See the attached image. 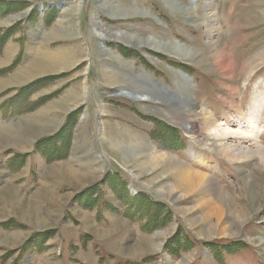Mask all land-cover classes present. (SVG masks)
Wrapping results in <instances>:
<instances>
[{
  "label": "rangeland",
  "instance_id": "374dc122",
  "mask_svg": "<svg viewBox=\"0 0 264 264\" xmlns=\"http://www.w3.org/2000/svg\"><path fill=\"white\" fill-rule=\"evenodd\" d=\"M56 1L0 0V83L3 86L0 89V134L17 139L14 144L0 146V188L15 189L19 197L12 202L0 203V211L4 212L2 217L5 216L1 222L5 224L4 229H9V233L15 229V235L19 236L18 239L13 235L17 241L5 242L2 250L4 263L16 264L17 260L30 253L31 257L36 255L32 258L33 264H123L126 261L137 264H264V150L258 152V147L264 149V59L256 61L251 72L244 71V67L264 48V0H176L188 5L182 9L171 0H133L136 10L112 3L105 6L106 12L118 14L112 16L107 13L113 18H105L97 6L96 10L92 6H84L77 13L75 9L64 13L55 10L48 20L46 12L40 14L39 5L47 7ZM62 6L68 5L63 2ZM115 6L122 11H112ZM122 12L123 15L120 14ZM95 15H100L102 26L106 28L104 32L114 30L152 37L153 41L164 46L144 44L146 46L134 48L126 40L111 38L102 43L113 57L103 56L104 49L100 50L97 38L92 29L89 30V23L92 28L95 21L92 19L90 22V19ZM126 15L130 16L120 17ZM60 16L72 22L74 29L79 27L81 35L64 38L57 31L52 35V27L57 26ZM109 33L108 37L112 34ZM98 40L103 41L101 38ZM176 40L184 43L191 54L186 56L172 49L171 44L176 45ZM220 50L226 53L225 63L228 65V61L233 65L232 72L218 68ZM53 56H58L60 61L50 60L49 57ZM115 56L120 61L114 59ZM40 59L46 63L44 68L26 76L27 79L19 85L4 87L5 81L26 78L21 71ZM120 66L124 70L116 69ZM175 69L190 76L188 90L180 86L184 85L186 89L187 83L182 82L185 78ZM125 72L135 76L133 79L138 85L141 82L145 84L147 90L152 81L144 78V74L160 84L166 83L175 89V94L189 102L191 112L186 117L179 115L175 111L176 101L171 107L108 94L110 88L116 87L111 85H118L111 75L120 74L116 76L119 77ZM134 72L138 74L134 75ZM122 80L124 83L119 85L129 84L135 89L133 82L123 77ZM187 94L188 99H185ZM261 97L263 100L255 112V121L260 128L254 141L232 137L214 139L208 134L205 116L209 115L210 122L216 121L218 126L221 121H226L229 127L237 128L238 120H242ZM152 99L165 98L154 93ZM33 119H44L45 122L34 123L32 129L47 131L35 140L21 136L18 129L15 131L8 126V123L14 125ZM181 119H188L194 125L191 132L175 123ZM116 122L124 126L125 132L105 138L110 129L112 132L120 125ZM129 126L137 127L142 136L158 143L160 149L151 143L157 152L162 150L165 153L164 147L171 148L173 144L180 147L177 151L186 158L183 149L188 148L194 159L192 162L209 165L207 167L221 172L222 185L215 181L217 187L188 192V196L201 192L207 197L198 199L194 206L178 208L182 209L178 211V227H174L177 223L167 202L153 199L143 191L140 193L144 195L139 197L135 193L136 186L129 185L131 176L135 177V174L126 168L125 162L136 163L144 154L134 152L124 144L133 137L140 140L138 142L145 143L146 140L128 131L125 127ZM243 126L249 128L248 124ZM96 140H99L110 162V169L103 180L99 179L98 165L101 162ZM219 142L223 146L235 145L237 150L222 153ZM114 152L123 154L120 165L125 171L110 158L109 153ZM136 164L140 175L157 173L160 168L152 181L164 180L168 175L174 178L172 183H165L156 190L166 201L184 205L193 199L187 196L177 200L167 197L166 186L175 183L174 175L178 173L164 174L161 165L149 164L148 158ZM64 168L88 177L82 181L75 176L68 180L73 176H68L70 174L64 172ZM112 168L114 172L118 171L116 180L112 177L114 174L111 175ZM90 177L95 180H90ZM89 180L92 182L88 183ZM226 200L229 208H224ZM156 202L164 207L161 216L169 212L167 223L151 232L144 231L141 229L144 222H148L150 228L154 225V215L159 208H153ZM125 203L136 207L130 212L133 216H128L139 222H134L133 227L119 218L118 210H122L121 205ZM22 204L30 207L33 215L47 217L44 218L47 223H39L35 218L26 220L18 212ZM206 204L217 206L216 210L221 206L225 210L222 218L218 220L217 215L206 214L209 208ZM195 208H202L203 215L201 210L193 212ZM143 210L145 215L141 219L139 211ZM118 219L119 226L114 231ZM231 219L239 223L236 233L222 229ZM185 220L189 225L208 223L212 229L207 224L206 231L199 229L203 239H195L193 232L196 229L192 232L186 228ZM172 222L174 224L171 225ZM178 228L184 234L180 233V243L185 247L188 241V245L179 247L175 254L170 250L173 246L165 245L174 238ZM163 231H170L165 239L160 235ZM142 233L149 234L145 238L148 241L164 239V244L156 251L152 248L143 252L126 251L125 247L140 239ZM150 233L155 235V239ZM214 235L216 237H210ZM200 249L205 250L201 255ZM195 251L197 256L193 254ZM141 254L144 256L139 258Z\"/></svg>",
  "mask_w": 264,
  "mask_h": 264
},
{
  "label": "bare ground",
  "instance_id": "6f19581e",
  "mask_svg": "<svg viewBox=\"0 0 264 264\" xmlns=\"http://www.w3.org/2000/svg\"><path fill=\"white\" fill-rule=\"evenodd\" d=\"M171 1L175 2L176 0H171ZM117 12H119V10H117ZM259 19H261V17ZM254 21L255 20H253V22ZM116 32H118V31H116ZM99 33H102V35H104L107 38H114V39L116 38V39H121V40L123 39L124 41L126 40L128 43H130L132 45H139L140 43L141 44H146V45H152L153 43H156V42H154L152 40V38L140 39L139 38L140 36H136L134 34H126V33H123V32L112 33L110 35V37H108V34H110L109 32H104L103 30H101V31H99ZM125 37L127 39H125ZM146 45H144V46H146ZM157 45L158 46L161 45V47L164 46L163 44H160V43H156L155 44L156 47H158ZM171 45H172V49H174L175 51L179 52L180 54H183V55H186V56L191 54V50L188 47L184 46V44H182L179 41L176 42V45L175 44H171ZM216 49H218V46H217ZM101 50H103V49H101ZM107 50L108 49H104V51H103L104 54H102V55L103 56L104 55H108V56L113 57V54H111ZM218 58H220V60L218 61L219 62L218 68L223 69V70H228L229 72H232L233 65L230 62H228V61H227L228 65L225 63V60H227V57H226V53L224 51H222V50L219 51ZM49 59L50 60H59L60 61V58L58 56L49 57ZM114 59L120 61V59L117 56H115ZM260 59H262V61L264 59V48H263V50H261V52H259L255 56V59H253L251 62H249L248 65L245 66L246 68L244 67V71L248 70L247 73L251 72L253 70L254 66H255L256 61H258ZM40 60L41 61H36V63H34L33 65H31V66L28 65L25 69H23L21 71V72H23V76L26 77L28 75H32V74H34L35 71L39 70L40 68H44L46 66V63H44L42 61L43 59H40ZM118 68H119V70H124V68L121 67V66L117 67L116 69H118ZM180 72L178 71V73H180ZM125 73H122V76H119V77H116V76H118L120 74L111 75L112 78H116L117 79V80L113 79L114 83L115 84L118 83V85H111V86H114V87L116 86L117 87V86H119V84L124 83V81L122 80V77H123V79H126V81L133 82L132 84L135 87V91L139 95H146V96H148L150 98H154V93L160 95L161 98H165V97L168 96L166 93L163 92V89H161L158 86L154 85L152 82L149 83L150 89L147 90V89L144 88L145 84H143L140 79H138V80L141 82V84L138 85V83L135 82L134 79H133V78H135V76H133V75L130 76L127 73L126 74ZM144 76L147 77L145 74H144ZM118 78H119V80H118ZM182 78H184V77L182 76ZM25 79H27V77L26 78H22L20 80L12 79L11 81L10 80L5 81L4 82V87L6 85L8 86L9 84L19 85L22 82H24L23 80H25ZM147 79H149V78L147 77ZM183 80H182V82L187 83L186 89H184V87H185L184 85H180V86L182 87L183 90H188V88L190 86L188 84V82H187L188 80H186V79H183ZM177 83H180V82L178 81ZM1 88H3V86L0 83V89ZM188 96L189 95L187 94L185 96V99H188ZM174 98H176V99L168 100V98H166V99H164V101L172 102V104H175V101H176L177 102V104H176L177 107H176L175 111H177L179 115H182V116L186 117L188 112L190 113L191 110H192L190 105H189V102H185L183 100V98L180 95H178V94H176L174 96ZM262 100H263V97L259 98L257 101H255L253 103V105L249 108L247 114L244 117H242V120H238L239 125H238L237 128L229 127L228 125H226L227 124L226 121H221L219 123V126H218L216 121L210 122L209 115L205 116V122L204 123L206 124L205 127H208V128H206L207 131H208V134H211L212 137H214V139L215 138L216 139H222V138H226V137H232L233 139L234 138H239V139L240 138L241 139L244 138V140H247L248 138H251V140H253L255 138L256 132L260 128V127L257 126L256 121H255V118H256L255 112H256L257 106L259 105V103ZM66 110H68V108ZM176 118H177V116H176ZM27 122L28 121L19 122V123H15L14 125H12L11 123L10 124L8 123V126L14 128L15 131L18 129L19 134L21 136L27 137L29 140H35V139L40 138L41 136H43L44 134L47 133V131H45L43 129L41 131V130H34V129L31 128V126L34 125V123H36V122H42V124H44V122H45L44 119L43 120L33 119V120L29 121L28 123ZM175 123L178 124V125H183V128H185L187 131L190 130L189 132H191V129H193V127H194V125L192 123H190L188 119H181V120H178V121L175 120ZM241 123H242V125H241ZM247 124L249 125V128L245 129V126H243V125H247ZM2 134H4V133H2ZM2 134H0V146L1 147L2 146H7L10 143L14 144L15 142H17V139L14 140L13 136H10V137L7 138V137L3 136ZM134 140L137 141V138H135V137L130 138V140H128V144H124V146H127V147L130 146L131 149L134 152L143 153L144 154L143 158L145 160H147V158H148L149 164L155 165V166L161 165V167L164 169V174H168V173H170V174L174 173L175 174V173H178V174L174 175L175 176V183H174L175 185L174 184H170V185L166 186V188H167V197H170V199L174 198V200H177V199H180V198H184V197L189 195L188 192H191V191L195 192L197 189L217 187V184H216L215 180L212 179L207 174L205 175L204 173H200L198 171L196 172L194 170L188 169V168H186V166L184 164H182V162L179 161V159L171 156L170 154L169 155L165 154L166 152L162 153L163 151L162 152L161 151L157 152L156 150H154L153 146L151 145L149 140H145L146 144L143 143V141L142 142H138V141L136 142ZM254 143H257V142H254ZM218 145L220 146V150H222V153H225L226 151H232V150L236 151L237 150V146L232 145V144L228 145V146H223L221 144V142H219ZM120 146H123V145H120ZM234 147H235V149H234ZM238 148H239V146H238ZM258 148H259L258 152H262L264 150V149H261L260 147H258ZM148 153H149V157H148ZM263 155H264V151H263ZM83 160H86L85 157H84ZM98 166H99L98 169L100 171L101 164L98 165ZM69 168L62 169L64 172L70 174L68 176H71V177L73 176L72 178H69L67 176L68 180L74 179V176L77 177V179H79L80 181H82L83 179L88 177V176L84 177V175L82 173H78L76 171H70V169L71 170H73V169L72 168L69 169ZM96 178H98V177L95 176V179ZM95 179L93 177H90V180H95ZM90 180L88 181V183L92 182ZM69 182H71V181H69ZM176 191H178V192H176ZM176 193H179V194L177 195ZM16 194H17V192L15 191V189L6 188V187L5 188H0V203L4 204L6 201L8 202L10 200L12 202L13 199L17 200L19 197ZM163 197H164V195H163ZM162 199H164V198H162ZM206 202H207V200H206ZM206 205H208V204H206ZM198 206H196V207H198ZM208 206H209V208H208V210H206V214L213 213V214L217 215L218 220H220L222 218V215H223L225 210L221 206H218L219 209H217V210H216L217 206L216 207L213 206V205L211 206V204H209ZM204 207H205V205H204ZM229 207H230V204L226 200L224 208H229ZM17 209H18V207H17ZM18 210H19L18 212H20L22 214V216L26 217V220H27V218L28 219H34L35 218V219H37L36 221H38L39 223H45L46 222V219H44V218H47V217L42 218V217L38 216L37 214L33 215L32 214L33 211L30 209V207L26 206L25 204H22V206L19 207ZM179 210H182V209H179ZM29 223H31V221ZM224 225L225 226L222 229L225 232H226V230H229V232H231V233H236L239 230V223L236 222V221H233L232 219L228 223H226ZM169 233H170V231H168V232H164L163 231V232H160V235H161V237L165 238ZM159 246H160V241H153V240H149L148 241L147 239L143 238V240L142 239H137L133 243H130V245L125 247V250L128 251L129 253H133V252H136V251L143 252L144 250H146L148 248H152V250L156 251V250H158ZM182 261L185 262L184 258L182 259Z\"/></svg>",
  "mask_w": 264,
  "mask_h": 264
},
{
  "label": "crops",
  "instance_id": "0c3cea01",
  "mask_svg": "<svg viewBox=\"0 0 264 264\" xmlns=\"http://www.w3.org/2000/svg\"><path fill=\"white\" fill-rule=\"evenodd\" d=\"M2 1H5V0H2ZM56 1V0H55ZM64 3H66L68 6L67 7H63L62 6V4H63V2L62 3H60L59 2V4H60V7L59 6H56V5H54L53 7H51V9H49V10H47L46 11V13L48 14V20L50 19V18H52V16H53V13L55 12V10H56V12H57V10H62V13H64V12H66V11H72V10H74L75 9V12L77 13V11H80L82 8H84V6H86L87 8H89L90 6H92L93 7V9H95L96 10V6H97V8H98V10L99 11H101L102 13H103V15H105V18H107V17H109V18H113V17H110L108 14H110V15H112V16H118V14H114V12H106V10H105V6H107L108 4L109 5H111V3L113 4V5H116V6H121V7H125V8H135V10H136V6H134L135 4L133 3V0H130L129 2H127V1H124V0H82L81 2H80V4H79V6H78V2H79V0H67V1H65V0H62ZM57 2V1H56ZM56 2H52V3H56ZM101 2V3H100ZM137 4V3H136ZM138 5V4H137ZM66 6V5H65ZM112 7V11L113 10H115V11H117V10H119V11H122V9L121 8H119V7ZM91 8V7H90ZM89 10V9H88ZM88 12H90V10L88 11ZM108 13V14H107ZM96 14H98V13H96ZM121 15H123L124 14V12H122V13H120ZM130 15H126V16H120V17H129ZM98 17L100 18V15H98ZM60 19H58V24H57V26H53L52 27V35H54V33H55V31H57V32H60V34L62 35L61 37H64V38H70V37H78V36H80L81 35V33L79 32V27H77L76 29H74V27H73V23L72 22H69L66 18H64L63 16H60L59 17ZM94 20V18H91L90 19V22H91V20ZM67 20V21H66ZM100 20H101V18H100ZM77 22V21H76ZM47 26H48V24H47ZM104 26V25H103ZM91 25H90V23H89V30L91 31ZM140 39H147V38H149V37H139ZM152 38V37H151ZM152 39H154V38H152ZM138 41V40H137ZM155 42V41H154ZM156 43H153L152 45H155ZM139 45H143V44H139ZM158 46V45H157ZM159 47V46H158ZM101 50V49H100ZM51 55H52V53H51ZM111 57V56H110ZM117 124H120V123H118V122H116ZM123 127L124 126H122L121 124L120 125H117L115 128H114V130L111 132V129L107 132V134H105V138H110V136H113V135H118V134H120V131H123V132H125V130L123 129ZM128 131H130V132H132V133H134L135 135H137L139 138H141V139H146V140H149L150 141V143H152L153 145H157L158 147H159V149H160V145L158 144V143H154V141L153 140H150V138L148 137V136H142L141 135V133L142 132H139L138 131V128L137 127H135V126H129V127H125ZM136 128V129H135ZM107 135V136H106ZM119 138V137H118ZM97 141V140H96ZM134 141H136V140H134ZM137 141H140V140H137ZM136 141V142H137ZM96 143V142H95ZM171 148H169V147H164V151L166 152V154H170L171 156H173V157H175V158H177V159H179V161L180 162H182L183 164H185V165H188L191 169H193V170H196V171H199V172H201V173H205V174H207L208 176H210L212 179H214L216 182H217V184L220 186V185H222L224 182L220 179L222 176H219V173H221L220 171H215V169H212V167H207V166H209V165H206V164H203V165H197L195 162H192L194 159H192V157L189 155L190 154V152L188 151V148H185L184 149V153L185 154H187V157L186 158H182V155L180 154L181 152L180 151H177V149H179L180 147H177V146H175V145H173L172 144V146H170ZM162 151V150H161ZM124 153V152H123ZM116 152H114V154H110L109 153V156L111 157V159H112V161L114 162V163H116L118 166H120L121 167V169L122 170H124L123 168H122V166L120 165L121 164V162L123 161V159H122V157H123V154L120 152L119 154H117ZM143 160V157H141V158H139V160H138V162H136V163H139L140 161H142ZM128 162V163H127ZM127 162H125V164H126V168H128L129 170H130V172H133L134 174H135V177H133V176H131V181H130V186H136V189H137V192H139L140 193V191H143V192H145L146 194H149L153 199H162V197L161 196H159L158 194H157V192H156V190L159 188V187H161L162 185H164L165 183H172L173 181H174V178L172 177V176H170V175H168L167 177H164L165 179L164 180H159V182H158V180H154V181H152V178H153V176L155 175V174H157V173H159L160 172V168H158L159 169V171H157V173L155 172H153V173H149V174H146V175H140L139 174V171H138V169L137 168H135L136 166H137V164L136 163H134V162H132V161H127ZM202 163V162H201ZM116 172H118L117 170H115ZM125 171V170H124ZM126 173V172H125ZM114 174V175H113ZM115 174L116 173H112L111 175H113L112 177H113V179L115 178V180L117 179V176H115ZM119 174H120V172H119ZM128 175H130L129 173H127ZM121 175V174H120ZM167 178V179H166ZM115 180H114V182H115ZM113 182V183H114ZM138 186V187H137ZM19 190V189H18ZM17 190V191H18ZM116 195H117V193H116ZM128 196H129V192H128ZM187 197H192L193 199L192 200H190L187 204H184V205H181V204H178V205H176L175 203L177 202V201H174V203H171V201L169 202V201H166L165 199H162V200H164L165 202H167V205H169L170 207H171V209H172V211H173V220H174V222H176L177 224H176V226H174V227H178V223H180V212H178V208L179 207H181V206H188V205H190V207H191V205L193 204V206H194V204H195V202L198 200V199H202L203 197L204 198H206L207 197V195L205 194V193H201V192H197V193H194V194H192V195H190V196H187ZM203 198V199H204ZM121 207L123 208L122 210H120V208H119V210H118V214H121V216H119V218L120 219H122V220H124L127 224H130V227H133V223L134 222H136V223H139V222H137V221H134V220H132V219H129L128 218V216H126V214L125 213H127L128 211L130 212V211H132V209H133V207H130L129 206V204H123V205H121ZM196 210H201L200 212L202 213L201 214V216L203 215V212H204V210L202 209V208H195L194 210H193V212L194 211H196ZM114 212V211H113ZM115 213V212H114ZM183 214V213H182ZM192 214V213H191ZM0 215H1V217H0V264H5L4 262H5V255H4V251H2L3 250V247H5V242L7 241L8 243H11V242H13V241H17L18 239H19V236H17V235H15L16 234V232H14L15 231V229H12V230H14L13 232H11V233H9L10 231H9V229H4V227L1 225V222H3V220L2 219H4L5 218V216L4 217H2L3 215H4V212L3 211H0ZM193 215H195V216H198V215H196V214H194L193 213ZM190 216H192V215H190ZM117 220V219H116ZM119 219H118V222L116 221V224L114 225V231L116 230V227H118L119 226ZM184 223L186 224V228H188L189 230H191L192 231V229H196L195 230V232H193L194 233V236H196V237H194L195 239H203V237H202V235L200 234V232H199V229H201V230H205V229H207L206 228V225L208 224H204V223H199V224H197V225H192V224H190L189 225V223L185 220L184 221ZM132 224V225H131ZM172 224H174L173 222L171 223V225ZM207 226H209V229H212V227H211V225H207ZM138 227L140 228V224L138 225ZM175 229V228H174ZM206 231V230H205ZM5 232H7V234L5 233ZM208 232V231H207ZM174 234V233H173ZM172 234V235H173ZM13 235L15 236V237H17L18 239L17 240H14L13 239ZM150 235L153 237V239H155L154 237H155V235H152V233H150ZM141 237H140V239H145L146 237H149V234H141L140 235ZM211 238L212 237H216L215 235L214 236H210ZM214 239V238H213ZM33 250H35V249H33ZM30 251V250H29ZM205 250H203L202 251V249H200L199 250V252H198V250H197V252L199 253V255H201L202 254V252H204ZM196 251L195 252H193V254L195 255V256H197L198 255V253H197ZM32 253V252H31ZM34 254H36V253H34ZM142 256H144L143 254H141L140 255V257L139 258H141ZM146 256H149V255H146ZM35 257H36V255H35ZM35 257H31V255H30V253H26L21 259H19V260H17L16 262V264H33L32 263V258H35ZM128 258V257H127ZM130 259V258H129ZM188 261V260H187ZM188 262H190V261H188ZM7 264H12V262H7ZM47 264V263H46Z\"/></svg>",
  "mask_w": 264,
  "mask_h": 264
},
{
  "label": "water",
  "instance_id": "95a60500",
  "mask_svg": "<svg viewBox=\"0 0 264 264\" xmlns=\"http://www.w3.org/2000/svg\"><path fill=\"white\" fill-rule=\"evenodd\" d=\"M176 2V4L178 5V8L179 9H182V8H186V7H188V5L187 6H185V5H183V4H180V2H178V1H175ZM59 6H60V4H59ZM39 8L40 9H42V6H39ZM42 15V14H41ZM42 21L41 20H39V23H41ZM37 26H39L40 27V25L39 24H37ZM101 30H106V28H104L103 26H102V23L100 22V20H99V18H98V15L97 16H95V21H94V23L92 24V32H93V34H94V36L97 38V41H98V45H99V48L100 49H105V47H106V45H104L102 42H105V41H109V40H111V38L109 39V38H107V37H105L104 35H102V33H99V31H101ZM109 32H111V33H118V32H121V31H118V32H116V31H114V30H108ZM98 38H101L103 41H99L98 40ZM176 42H178V40H176ZM182 44H184V43H182ZM129 45V44H128ZM131 46H133L134 48H140V47H142V46H144V44L143 45H132V44H130ZM184 46H185V44H184ZM107 48V47H106ZM108 51V50H107ZM90 55V54H89ZM88 57H90V56H88ZM140 73V72H139ZM136 74H138V72H134V75H136ZM179 74H181L186 80H188V81H190L191 82V78H190V76L189 75H187L185 72H180ZM146 76H148V75H146ZM144 77V76H143ZM149 77V76H148ZM144 78H147V77H144ZM149 79L152 81V83H154L155 85H157L159 88H161V89H163V92L164 93H166L168 96L167 97H165V99L166 98H168V100H172V99H176V98H174V96L176 95V94H174L175 92H174V90L175 89H172L169 85H167L166 83H163V84H160L155 78H153V77H149ZM108 94H110V95H112V96H122V97H124V98H128V99H131V100H133V101H152V102H155V103H160V104H164V105H168V106H175L174 104H172V102H169V101H164V99H152V98H150V97H148V96H146V95H139V94H137L136 93V91H135V89L134 88H132V86L131 85H126V84H122V85H119V86H117V87H115V88H110V90H109V93ZM190 99V98H189ZM190 101L192 102V100L190 99ZM83 115V114H82ZM81 115V116H82ZM83 117V116H82ZM157 233H158V231H156ZM165 239V238H164ZM164 239L163 240H161L160 241V245H163L164 244Z\"/></svg>",
  "mask_w": 264,
  "mask_h": 264
},
{
  "label": "trees",
  "instance_id": "16d2710c",
  "mask_svg": "<svg viewBox=\"0 0 264 264\" xmlns=\"http://www.w3.org/2000/svg\"><path fill=\"white\" fill-rule=\"evenodd\" d=\"M137 196H139V197H141L142 195H144V194H141V193H139L138 192V194H136ZM129 206L130 207H133V209H135L136 207H134L133 205H130L129 204ZM159 208H158V207ZM158 208V209H156V211L157 212H155L156 213V215H154V221H153V223H154V225H153V227L151 226V228H150V224H148V222L147 223H143L142 224V227H141V229L142 230H144V231H148V232H151L152 230H154V229H156V228H160V227H163L166 223H167V220H168V216H169V212L168 213H166V215L163 217V216H161V213H162V211L164 210V207H161V205L158 203V202H156V204H154V207L153 208ZM138 211V210H137ZM131 212V211H130ZM129 211L127 212V213H125L126 214V216H130V217H132L133 215L130 213ZM139 212H141L142 213V217H141V219L142 218H144V215H145V213H144V210L143 211H139ZM154 213V214H155ZM158 216V217H157ZM163 217V218H162ZM156 218V219H155ZM3 226L5 225L4 223L2 224ZM179 230H178V232L176 231V233L174 234V238H172L169 242H167V244L165 245V247H167V246H173L170 250H174V253L175 254H177V249L179 248V247H183V244H181L180 243V241H181V236H180V233H181V230H180V228H178ZM182 234V233H181ZM182 235H184V234H182ZM188 242V241H187ZM187 242H186V244H184V246L186 247V245H188L187 244ZM221 246H222V249H225V246L224 245H222L221 244ZM185 247H183V248H185ZM182 248V249H183ZM233 250L232 249H230V252H232ZM150 257V256H149ZM148 259V258H147ZM150 259V258H149ZM144 260V259H143ZM123 264H137V263H133V262H128V261H126L125 263H123Z\"/></svg>",
  "mask_w": 264,
  "mask_h": 264
}]
</instances>
